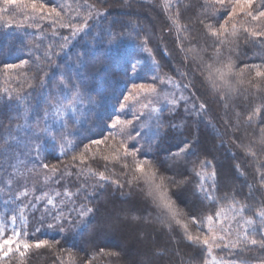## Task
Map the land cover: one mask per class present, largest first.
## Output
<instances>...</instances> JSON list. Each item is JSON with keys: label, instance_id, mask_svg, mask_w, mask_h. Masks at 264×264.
I'll return each instance as SVG.
<instances>
[{"label": "trees", "instance_id": "1", "mask_svg": "<svg viewBox=\"0 0 264 264\" xmlns=\"http://www.w3.org/2000/svg\"><path fill=\"white\" fill-rule=\"evenodd\" d=\"M1 1L0 200L15 198L18 182L8 185L15 174L10 173L13 154L32 142L39 143L35 166L40 171L48 172L39 165L49 163L61 173L82 169L86 176L65 186L70 196L65 195L63 219H54L52 227L42 223L52 214L26 221L25 240H48L54 247L32 248L23 257L12 252L1 257L0 264H61V259L64 264H86L94 255L92 264H207L201 243L204 228L191 220L214 216L227 204H243L246 216L254 220L246 234L257 240L264 236V218L256 219L264 211V145L259 143L264 135V76H257V71L264 73V35H250L264 32V18L253 21L242 14L227 23L223 35L213 36L225 16L211 0L177 1L179 20L187 30H178L171 11L163 14L149 0H77L89 5L84 24L63 27L61 20L41 18L24 4L3 8ZM252 10H264V0H255ZM74 28L80 30L74 34ZM146 42L160 70L179 80L184 75L190 78L204 108L197 113L194 128L165 133L167 143L158 140L148 152L125 156L109 121L131 82L141 44L149 48ZM227 63L234 65L228 83L217 81L212 89L205 78L208 69ZM62 92L84 100L85 122L36 134L43 129L48 102ZM159 126L170 129L166 118ZM104 137L108 139L99 146L91 144ZM85 146L90 149L85 162L73 161ZM137 162L144 163L143 173L135 171ZM201 162L212 168L214 179L200 173ZM100 172L107 179H99ZM133 176L138 180L129 184ZM228 178L238 186H230ZM168 201L179 213L175 218L164 206ZM88 208L93 211L81 219V210ZM188 235L194 239L189 241ZM118 246L124 248L118 261L101 254L118 251ZM218 255L234 264H261L264 249L249 245L218 250Z\"/></svg>", "mask_w": 264, "mask_h": 264}, {"label": "rangeland", "instance_id": "2", "mask_svg": "<svg viewBox=\"0 0 264 264\" xmlns=\"http://www.w3.org/2000/svg\"><path fill=\"white\" fill-rule=\"evenodd\" d=\"M149 1L150 4H154V6L162 10L163 14H167L169 9V11H171L174 16L178 14V16L180 17V11L176 6L178 0ZM1 2L4 3V0H2ZM234 2L235 0H232V3ZM57 4H53L52 6L55 7V5ZM10 5L11 4L5 3L3 5V8H8ZM216 5L225 16L224 23L226 20L230 22L236 17L242 15L238 14L234 18L229 19L227 13L231 11V4H227V6H221L219 4ZM52 6L49 7L51 8ZM88 7V4L80 3L77 0H59V4L56 7L57 11L61 12V16L59 18L56 17L54 13L36 14L47 16V18L49 19L55 17L65 24L77 22V24L79 23V25H82L84 24L87 12L86 9H88ZM25 8L28 12H31L30 6ZM3 15L5 16V14ZM178 22L181 24V29H188L187 26H184L182 20H179ZM148 32L151 33L150 29H148ZM141 45V56L134 63L131 72V82H129L126 93L124 95V97L128 96V100L125 101L124 97L122 98L120 104H118L114 116L109 121L110 125L111 123H113L114 119L119 116L121 121L132 122L131 124H120L115 128H109L111 132L119 137V139L121 140L120 144L124 143L127 146L129 153L136 152V154L150 151L151 146L153 148V146L156 144L154 143L155 141L158 142L159 140V142L161 143H167L168 141L166 138L168 137L166 136L168 135H165V133L171 132L172 135H175L177 133H182L185 128H194L195 118L198 115L197 113L201 110V102L196 96L194 89L192 88L190 78L184 75L182 80H179L174 76L172 77L167 72H163L162 70H160L158 62L155 61V58H153L150 45L147 44L149 48H147L144 44ZM210 71L212 70L208 69V73L205 78L213 89L216 82L220 81V79H216L217 77L215 78V73H213L212 78L209 79L208 77ZM134 84L145 85V90L141 91L139 89L133 88ZM185 84L189 85V87L185 88ZM149 85L155 88L156 91L151 92L147 87ZM121 103L125 104V108L121 109ZM85 107L86 105L84 103V100H82L79 95L68 97L65 92H62L61 95H55L53 101L48 102L49 109L47 115L45 116V120L43 121V129L36 130V134H40L45 130L49 132L51 128H65L68 130L71 124L75 126L84 123L87 116ZM165 118L167 119L170 128L168 130H166L165 128L161 129L159 126V121H163ZM33 134L36 135L35 133ZM129 137H131V139ZM32 141L33 140H31L30 142ZM32 143H30L29 146L22 147L21 150L17 152V154H13L14 162L12 163L10 173L15 174L12 175V181L9 182L8 185L12 182H18L19 185L17 187H19V189L17 190V194L14 195L15 198L9 200H0V227L5 230L3 238H7L8 235H11L12 230L15 229L21 232L20 238L22 240H25V224L30 216L38 219L43 214H52V217L50 219H42V223L48 222L49 224H51L57 213L61 212V219H63L66 214L64 211L65 207L67 206L66 201L68 200L65 199V186L68 185L69 181L75 179L78 180L80 177L86 176V174L77 175V173L80 171H72L71 169H69L66 172H63L64 175L58 173L54 179H48V177L52 176L51 172H42L38 169L37 166H35V164L39 161H37V151L39 148V143ZM137 149H139L140 151L137 152ZM123 150L125 151L124 148ZM202 166L204 168L201 167L200 170L202 171H200V173L204 176H208L209 178L214 179V172L212 168L210 166L207 167L205 164ZM68 172H70L71 175H67ZM238 173L240 174V172ZM227 180L230 186H238V184L234 182V180L230 178H228ZM24 193L27 194L24 195ZM57 193H59L60 195L58 196ZM67 196V198H69V195ZM17 197H19V199H17ZM36 197H42V199L37 202L35 199ZM48 198H51L54 203L48 204ZM33 205L35 206L33 207ZM222 209L224 211L221 212L220 220L225 227L230 226L232 235L228 236L225 233H220L219 227L217 226L216 233L226 236V240L220 242L221 244L226 243L229 240H234L237 235L242 236L246 234L252 228V224H244L245 220H253V217L248 218L246 216L247 213L244 212L245 207L243 204H227ZM13 216L16 217L15 223H12ZM46 217L49 218V215H46ZM213 218L215 219V215L213 216ZM256 219L260 220L261 222L263 220V218L258 214L256 216ZM203 228L204 235H209L208 229L206 227V221ZM205 248L207 253V264H215V262L220 261H222L223 264H234L229 262L226 258L224 259L222 257H219L218 255V250L224 251L232 249H224L223 247L216 248L215 246H213L211 250H209L207 246H205ZM117 249L121 252L124 248L118 246ZM21 251H23V249H21ZM12 252H17L14 246ZM1 257L5 256L0 253V258Z\"/></svg>", "mask_w": 264, "mask_h": 264}, {"label": "snow or ice", "instance_id": "3", "mask_svg": "<svg viewBox=\"0 0 264 264\" xmlns=\"http://www.w3.org/2000/svg\"><path fill=\"white\" fill-rule=\"evenodd\" d=\"M4 3L6 4H24L25 7H29L31 8V11L33 13H38V14H43V13H54L56 17H60L61 16V12L57 11L56 7H49L46 3L43 2V0H28V3L25 2V0H4ZM212 3L214 4H219L221 6H227V4H231V11H229L227 13V16L229 19L234 18L236 15L238 14H244L246 16L251 17V19L253 21H259L261 20V18H264V10H255L253 11L252 9H254V5H255V0H235L234 3H232V0H212ZM94 7V6H93ZM258 7V6H257ZM41 18H44L43 15H41ZM171 21L173 24H175L177 26V29H180V25H179V16L178 14L174 17H170ZM228 23V20L225 21L224 24L220 25V30L219 31H213L211 34L213 36H217V35H223L224 32L226 31V25ZM63 27H69L71 26L70 24H63ZM233 30H235L236 25L233 24L232 25ZM80 29H75L74 28V34L76 31H79ZM245 31H247V29H245ZM233 34L235 35V31L233 32ZM251 36L256 37V36H261L264 35V32H252L250 33ZM221 43H224V41H221ZM61 47H63V45H61ZM220 49H217V55H219L220 53ZM50 59V57H49ZM22 63H26V62H22ZM6 67L8 68H15L18 67L17 65H7ZM212 66L209 65V68H211ZM234 65L231 63H227L223 65V68H214L212 69V71L209 72V79L212 78L213 73H219V76L217 77V79L222 80L224 83H228L226 77L229 73L232 72ZM245 67H248L247 65H245ZM257 76H264V73H261L259 71H257ZM214 83V81H213ZM217 87H219V85H216ZM145 85L140 84V85H133V88L135 89H139L141 91L145 90ZM148 89L151 92H155V88H153L152 86H147ZM185 88L189 87V85L185 84L184 85ZM222 99H224V96H221ZM125 101L128 100V96L124 97ZM121 109L125 108V104L121 103L120 105ZM201 109L204 108V105L201 104L200 105ZM259 111V110H257ZM249 120H251V117H249ZM131 121H121L120 117L117 116L113 123H111L109 125L110 128H115L117 125L120 124H131ZM123 131V130H122ZM262 133H264V129H262ZM139 134V133H138ZM131 139V137H129ZM108 139V137H104L103 139H94L91 141V144L93 145H97L99 146L100 144L104 143L106 140ZM259 143L261 145H264V135H262ZM70 148H72V150L74 151V146L73 145H69ZM120 147L125 149V156L127 155H136V152H132L129 153V150L127 148V146L124 143H121ZM90 151V149L88 148V146H85V151L79 153L78 156H73L72 160L76 161L77 159L79 160V162L81 164H83L85 162L86 156H85V152ZM137 152L140 151L139 149L136 150ZM251 155H255V153H249ZM104 159L107 161L109 159L108 156H105ZM202 165L205 164V162H201ZM39 167H42L44 169H47L51 172L52 176L48 177V179H54L56 177V175L58 173H60L61 175H64V173H61V169L57 166V165H50L49 163H42L39 165ZM65 168H67V166H65ZM124 168L127 169L128 165L125 164ZM83 170L81 169L80 172L77 173V175H80L81 172ZM135 171L139 172V173H143L144 172V163L143 162H137L135 165ZM90 174L92 175H96V173H91V170L89 169ZM149 172L151 173V175L154 177L155 173L151 172V169H149ZM67 175H71L70 172L67 173ZM99 179L101 180H105L107 179V177L104 175L103 172H100L99 174ZM196 175H200L199 172L196 173ZM213 175H215L213 173ZM203 179V178H202ZM138 180L137 177L133 176L131 180L128 181L129 184H132L133 181ZM261 181L264 182V175L261 176ZM115 183V181L113 182ZM163 183V180H161L160 184H156L155 188L159 189L161 187ZM121 187L123 185H120ZM198 187L201 189V191H206L202 185H198ZM27 193H24V195H26ZM152 193L150 192L149 195H151ZM57 195L59 196L60 194L57 193ZM65 195H69V193H65ZM17 199H19V197H17ZM37 202H39L42 197H36L35 198ZM164 198L161 197V200H163ZM209 199H211V197H209ZM47 203L48 204H53L54 201L51 198L47 199ZM35 205H33L34 207ZM164 206L166 208L169 209V211L171 212L173 218L177 217L179 215V213L173 209L171 201H168L167 203L164 204ZM93 211V209L88 208L86 211L81 210L80 212V216L81 219H83L85 216H87L89 213H91ZM224 211L223 209L218 210L215 214V219L213 218V216L209 215L206 218H204L203 220H198L196 217H193L191 220V223L193 225H197L198 228L205 226V221H206V227L208 229V233L209 235L204 236V238L202 239L201 243L205 246H207L209 248V250H211V248L213 246H215L216 248H221L223 247L224 249H238L241 247L247 248V246L251 245V246H259L261 249H264V236L261 237V239L257 240L255 237H250L249 234H244L242 236L237 235V237L234 240H229L226 243L221 244L220 242H223L226 240V236L225 235H221V234H217L216 233V228L217 226L219 227V232L220 233H225L228 236L232 235L231 232V228L229 227H225L222 223V221L220 220V216H221V212ZM259 216H261L262 218H264V211H260L257 213ZM62 216L61 212H58L57 215L54 217L55 220H60ZM234 219V217H233ZM16 217L13 216L12 217V223H15ZM115 224H118L119 221H115ZM177 223H180L179 220H177ZM253 223V221L251 219L245 220L244 224L245 225H251ZM53 225H49V227H52ZM185 229H187V225H184ZM63 231V229H61ZM5 234V230L0 227V253L3 254V256H8V254L10 252L13 251V246L15 247V250L17 252L20 253V256L23 257L25 255V253H27L30 249L32 248H36L39 249L41 247L47 246L49 248L54 247L53 244H51L48 240H37V241H33V242H28L27 240H22L21 237V232L17 231L15 229L12 230V234L8 235L7 238H3ZM26 235V233H25ZM188 240L192 241L194 239L193 236L188 235ZM196 240H200V237L197 236L195 237ZM58 243V242H57ZM6 249V250H5ZM21 249H23V251H21ZM101 254L103 256L106 257H114L117 258V261L119 260L120 257V252L119 251H108V252H104L103 250H101ZM69 258H71V254H69ZM95 255L90 258L89 260L86 261V264H92V260L95 259ZM59 259V257H58ZM61 264H64V261L61 259ZM215 264H223L222 261L220 262H215ZM261 264H264V260L261 261Z\"/></svg>", "mask_w": 264, "mask_h": 264}]
</instances>
